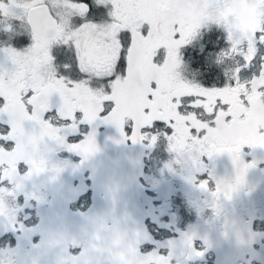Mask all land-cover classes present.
<instances>
[{
    "label": "rangeland",
    "instance_id": "rangeland-1",
    "mask_svg": "<svg viewBox=\"0 0 264 264\" xmlns=\"http://www.w3.org/2000/svg\"><path fill=\"white\" fill-rule=\"evenodd\" d=\"M98 1L110 5L107 9L109 14H104L102 7H99L96 12L98 21L83 19L87 14L86 6L78 1H0V33L8 30L7 22L12 19L18 24L19 21H26L25 11L35 3L48 4L58 25L55 37L42 39L30 36V43L22 50L0 43V94L4 98L6 113L12 118L8 124L12 125L13 130L6 132L5 136L0 134V138L6 142L13 139L17 142L16 138L19 137V143L12 144V149L0 147V227L9 230L12 224L10 218L18 220V223L23 218L21 233L24 240H29L36 232H33L35 224L31 225L28 221L31 214L41 216L39 224L42 230L39 232L42 233L45 223L55 216L60 232L56 238L59 245L67 248V244H76L81 249V241L86 245L85 263L87 258L90 264L100 261L102 255L97 257L98 247L101 248L100 244L104 243L109 230V227L105 230L106 222L115 214L109 212L111 203L102 195L106 188L105 180L102 183L96 180V184L94 181L91 185L94 198L90 206L92 210L87 208L80 211L81 214L72 215L73 209L69 207L75 201L78 191L72 188L70 175L74 166L77 167L85 158L91 157L90 153L96 155L104 151L101 162L104 164V175L112 177V182L117 184L122 170L118 162L119 153L114 150L118 146L113 147L110 141L105 142L108 146L105 149L101 146V133L96 129L101 121L97 117L96 108L105 104L101 101L103 99L115 98V103H119L126 81L132 82L139 76L141 87L149 83L154 88L142 91V95L149 94L148 101L139 95L141 90H138V94L135 91L133 98L140 100L134 111V120L139 125L136 128L139 129L136 134L132 132L126 135L130 139L128 147L129 152L132 150V161L125 165L126 170L122 176L126 180L123 179L121 185L128 190L127 196L130 198L126 214L133 213L130 215L129 226L133 232V246H138L136 238L141 233L137 224L141 216L139 209L142 207L137 206L138 197L141 196L143 202L145 198L148 202L154 201L153 205L148 204L149 211L153 210L151 221L160 224L165 218L166 223L160 226L168 227L176 222V216L169 205L171 195L185 194V200L195 214L193 222L173 239L155 241L156 248L145 253L146 258H154L161 264H204L209 250H213L214 264H239L242 254L246 252L264 264V227L258 230L251 226L254 220L259 221L258 225L264 224V104L255 90L245 91L238 84L209 90L187 83L179 73L181 63L178 52L179 47L199 27L215 22L225 29L232 47L238 53L250 57L253 52L250 47L252 36L262 28L264 0ZM108 16L111 18L109 23L106 22ZM125 30L130 33L126 45L123 44L125 36L120 39L121 32ZM147 33L156 34V39L148 40L143 53H139L135 61L136 65H133L130 57L143 44L144 38H150L144 36ZM63 43L72 46L76 60L75 68L70 69L67 76L81 75L84 78L93 73V78L86 80L93 83L91 90L86 89L88 87L84 81L73 83L71 89L73 84L55 76L57 74L51 66L55 55L52 46ZM121 53L125 55L122 72L116 71ZM128 66L133 73H130ZM67 91L75 94L66 98V101L72 103H81L79 97L87 95L89 106L86 109L91 108L94 112L89 113L87 110L81 120L89 122V127L82 125L76 129L77 124L72 125L73 131L83 133V137L72 141L67 138L61 143L58 139L52 143L49 137L45 139L46 135L40 130L31 127L32 124H36V127L46 125L54 135L52 140L60 135V130L51 121L44 122L37 115L33 100L38 93L45 100L53 101V98L60 95L66 96ZM184 95L197 96L191 106L201 108L205 114L204 119L196 117L192 112L184 117L177 115L179 99ZM61 105L64 109L72 108L71 103ZM155 120L163 122L170 129L169 134L146 130ZM32 137L34 145L35 139L37 142L44 139L39 144L41 150L37 157L34 156L37 147L31 143ZM161 139L165 140L168 157L160 161L158 167V164H152L149 157ZM50 144L56 146L53 145L54 151L48 154ZM60 145L62 155L58 160L64 159L61 165L54 161ZM133 156L137 157L138 163ZM20 159L26 161V176L21 174L18 167ZM33 164L34 167L36 164L46 168L45 173L28 177L29 168L31 170ZM95 165V169L99 167ZM63 166L65 169L61 175ZM134 173L143 174L145 179L138 185V191L133 185L136 183ZM61 176L66 178L61 180ZM27 186L30 193L25 196H32L37 202H29V209L21 207L26 198L20 192ZM75 187L80 189L79 186ZM147 187L152 189L150 196L143 193ZM17 193L20 202L14 205L11 198ZM132 200L135 208L131 206ZM84 232L89 238L87 244L82 238ZM21 233H18L17 238ZM76 255L71 254L72 262L68 264L74 262ZM69 256L68 253L66 258L63 254H55V260L51 257L47 259L48 255H45L40 260V255L35 252L34 260L33 256L26 259L31 262L29 264H64V258L66 260ZM9 260L4 259L3 263ZM122 261V264H130L131 259L129 261L125 257Z\"/></svg>",
    "mask_w": 264,
    "mask_h": 264
},
{
    "label": "trees",
    "instance_id": "trees-1",
    "mask_svg": "<svg viewBox=\"0 0 264 264\" xmlns=\"http://www.w3.org/2000/svg\"><path fill=\"white\" fill-rule=\"evenodd\" d=\"M1 2H5V0H0ZM32 1V0H29ZM72 1H78L79 3H83L86 5V15L83 17L85 20H95L98 21V15L96 12L99 10V7H102L104 10V14H109L107 12V9L110 5L108 4H102L98 0H72ZM264 16V13H263ZM110 17L108 16L107 20ZM79 20V19H78ZM26 21L20 23H17L16 20L12 19L9 22H7L8 30H4L2 33H0V43L11 45L12 47L16 49L22 50L23 47L30 43V30L27 27ZM78 23V22H77ZM4 26V25H3ZM261 29L259 31H256L252 38V47L253 52L250 57H246V55L243 53H238L232 45L231 40L228 39L227 33L225 29L220 24H217L215 22H209L207 25L201 26L197 29V31L194 33V35L187 40L186 43H183L179 47V57H180V74L181 77L186 81L187 83L194 84L198 86L199 88L202 87L204 89H222L223 87H231L232 85L238 84L241 89H244L245 91H251L255 90V92L258 93L260 101L264 104V18L261 25ZM1 29V28H0ZM132 34V33H131ZM165 35V34H164ZM123 44L126 45V42H129L130 33H128V30H125L121 32L120 39L124 38ZM144 36H149L150 38L146 39L144 38L143 44L139 46L135 51L139 53H143L145 46L149 42L153 40L155 36H157L154 33L150 34L147 33ZM156 39V37H155ZM130 45V44H128ZM54 48L53 53V67L55 69V72L58 75L62 76L63 78L75 82L84 81L89 77L88 74L83 77H80L81 75L77 76H67L70 69L75 68V57H74V50L72 46H66L63 44H57L55 46H52ZM154 48H151L153 50ZM150 50V51H151ZM135 52V53H136ZM156 54H158V51H156ZM121 57L117 62L116 71L120 70L122 72L123 69V62H124V56L122 53L120 54ZM155 59L157 61V56H155ZM154 59V60H155ZM123 69V70H122ZM122 74V73H121ZM138 90L146 91L147 89L150 90L152 87V84L149 85V83L143 85L141 87V83L137 86ZM142 98L146 99L148 101V93L146 95H142L140 93ZM197 96L195 95H184L181 96L178 103L177 108V115L186 116L190 112L194 113L196 117L204 119V113L201 108H193L191 106V102H193ZM174 99H178L175 98ZM144 102V101H143ZM145 103V102H144ZM9 114L6 113L5 110V104L4 100L0 95V134L2 136H5L6 132L9 133L10 131V125L8 124L9 121H12V118L8 116ZM138 125V124H137ZM139 126V125H138ZM145 128V127H144ZM145 130V129H144ZM146 130H149V132H162L169 134L170 129L166 128L163 125V122L161 121H153L151 124H149L146 128ZM24 132H27L26 130H23ZM27 134V133H26ZM29 134L27 135V137ZM19 140V137H18ZM0 147L4 148L5 150L12 149L11 142L10 141H4L0 138ZM108 147V146H107ZM106 148V147H105ZM152 154L149 157V160L152 162V164L156 163L158 164V167L160 165V161L167 159V153L165 151V140H159L158 144L154 147L152 150ZM101 152H99L100 154ZM129 153V159L128 162L132 161L131 152ZM95 158L94 161H92V165L94 167L95 164H102L104 156V151L100 154V158ZM134 157V156H133ZM137 161V157H134ZM138 163V161H137ZM136 163V164H137ZM139 165V164H138ZM134 166V164H132ZM18 167L21 171L25 170V164L23 162L18 163ZM88 173V172H87ZM86 173V174H87ZM140 173V172H139ZM134 173L133 176L134 183L133 185L136 188V190H139L138 185L140 182L145 181L144 175ZM92 174H88L87 176L91 179ZM96 179L98 182H103L105 180V186L104 192H102V195L107 197V200L111 203L109 212L113 211V216L108 219L106 222L107 228L109 227V230H107V234L104 240L103 244H100V247H98V253L97 257L101 256L100 261L95 264H122V258L123 260L125 257L130 261V264H161L159 261L155 260L154 258L152 260L146 258L144 255L145 253L152 252L154 248H156L157 244L155 241H163L166 239H173L175 236H177L178 232H182L187 228L186 226L190 224V222H193L195 214L192 211V208L187 204L185 200V194H172L169 199V205L171 208V212L176 216L174 225L167 226H160V224L166 223V219L164 218L160 224H158L155 221H151L150 215L153 214V210L149 211L148 204L155 203L154 201H149L147 198H145V202H143L141 196L138 197L139 205L142 206L140 210V219L137 222L139 227L141 228V233L137 234V241L138 246H133V239L132 235L133 232L131 229H129L130 226V215H133L131 213L130 215L126 214V211L129 208L130 204V198L128 199L127 193L128 190L125 189V187L122 184L123 176L121 175L120 171V179L117 181V184L115 182H112L110 185L108 183V180L110 179V176L104 175V171L101 172L100 165L97 167L96 171ZM94 181L95 178L93 177ZM93 184V181L91 180V185ZM96 184V183H95ZM90 186L88 190L83 191V195H78L77 199H75L74 202H72L71 214L79 213L80 211H84L87 208L92 210L90 208L91 203L93 202V188ZM152 192V189L145 188L143 191L145 196H150ZM24 195V193L22 194ZM141 199V200H140ZM20 202V201H19ZM131 206L134 207V201L132 200ZM92 207V206H91ZM135 208V207H134ZM55 212V211H53ZM256 214V213H254ZM32 215V219H31ZM30 219L28 220L30 224H35L33 232L36 231V228H40L42 230L41 225L39 224L41 217L31 214ZM39 217V219H38ZM165 217V216H164ZM48 221V220H47ZM255 229L261 230L264 227V224H259L258 220H254L251 222ZM39 224V225H38ZM105 224V225H106ZM39 230V231H40ZM182 230V231H181ZM4 229L0 227V243L4 242L6 239V234H4ZM38 231V230H37ZM40 233V237L38 238L39 241L42 239L44 242V251L37 250L35 248L36 246V238L30 237V241L23 240L22 246H23V253H20L21 259L20 264H29V258L33 256L35 252H37L40 255V260H42V257H45V255H48L49 259L50 257L52 259H57L55 257V254H63L66 258L67 253L70 254V256L65 260L64 258V264H68V262H72L71 260V254H77L74 262L70 264H87L85 263V247L86 245L81 244L80 246H70L67 242V248L64 246L59 245L58 241H56V238L60 235V232L58 231V221L55 218H52L50 222L48 221L45 223V227L43 229V233ZM57 231V232H56ZM32 232V233H33ZM43 234V235H42ZM35 235V234H34ZM29 237V236H28ZM85 243H88L89 238L86 236L85 232L82 236ZM41 239V240H40ZM79 242V241H78ZM65 244V245H66ZM197 244V243H196ZM195 244V247L197 245ZM146 245H151L150 247ZM21 246V248H22ZM61 247H64V249H61ZM107 247V248H106ZM35 248V249H34ZM80 249L77 251V249ZM33 249V250H32ZM35 250V251H34ZM21 251V249L19 250ZM208 256L206 257V261H204V264H214V252L213 250H209ZM28 258V259H26ZM45 258V260H47ZM80 259L83 261H80ZM144 259V260H143ZM146 259V260H145ZM62 260V259H60ZM217 262V261H216ZM31 263V262H30ZM58 264V263H57ZM90 264V263H88ZM239 264H260L257 260H255L252 256H248V253L242 254V258L239 261Z\"/></svg>",
    "mask_w": 264,
    "mask_h": 264
},
{
    "label": "flooded vegetation",
    "instance_id": "flooded-vegetation-1",
    "mask_svg": "<svg viewBox=\"0 0 264 264\" xmlns=\"http://www.w3.org/2000/svg\"><path fill=\"white\" fill-rule=\"evenodd\" d=\"M83 4V3H82ZM85 5V4H84ZM86 6V5H85ZM87 10V8H86ZM111 18H109L106 22L109 23ZM95 21V20H93ZM136 54V56H135ZM133 53L130 57V61L133 62V65H136V60L139 57V52ZM117 65V64H116ZM127 67V66H126ZM128 70H130V73L133 71L131 70V67L129 69L128 66ZM93 73H91L89 78H93ZM57 78H62V76L60 75H55ZM137 78V80H136ZM135 78V80H133L132 82L126 81L125 85H124V90L122 93V96L120 99L119 103H115L114 100H116L115 98L112 99H103L101 100L102 102L104 101L105 104L103 103V105H101L100 107H97L96 110L98 112L97 117L100 118V124L96 127V129H98V131L101 133L100 136V140L102 141L103 145H101L104 149L105 147H107V141H110L113 144V147L118 146V149H114L115 151L117 150L119 153V164L122 167L121 170V175L122 173L126 170V166H127V162L129 159V150L130 148L129 143H130V139L126 137L127 133H132L134 132L136 134L137 129H139V127L136 128L137 124L136 121L134 120V111L136 110V108L138 107V103H140L139 98H133V95L136 91V93L138 94V85L140 84V78L139 76H137ZM86 80H88L87 76L86 79L84 80V83L86 85V89L91 90L90 86H92L93 83H89L88 81L86 82ZM65 82L69 81L67 79H64ZM80 82H77L76 84H78ZM151 83V82H150ZM73 84V83H71ZM150 85V84H149ZM74 84L72 85L71 89H73ZM108 88V87H107ZM76 91V89H74ZM73 91L70 92H65L66 96L60 95L57 98H53V101H47L45 100L42 95L41 97H39L38 99H34L33 102L35 103L34 107L35 110L37 111V115L42 118L44 120V122H52L53 126L55 125V127H57L60 132H59V136L57 139L52 140V138L54 139V135L48 131L46 125L42 124V127H36V124H32V129L33 130H40V132H42V134L45 136V139H47V137H49V141L52 143H55L58 139L59 142L61 143V141L64 140H68L72 141V140H76L77 138H81L83 137V133L77 134L73 131V126L75 123L76 125V129L79 128V126L81 127L82 125H85V127H89V122L86 121L85 122H81L84 114H86L87 110L86 106H89L87 104V100L86 96H80L79 99L81 100V103L78 101H74L73 103L71 101H66V98L69 99L70 95L75 96V94H72ZM141 93H142V89H141ZM58 102V103H56ZM62 103H64L66 106L69 105L70 103L72 104V108L67 107L66 109H64V107L61 105ZM94 103V102H93ZM107 103V104H106ZM39 104V106H38ZM74 104V105H73ZM89 113L94 112L93 109L89 108ZM105 122H104V121ZM67 124V125H66ZM64 125V126H62ZM29 127V124L27 126V128ZM10 131L11 127H10ZM9 131V132H10ZM84 132V131H83ZM34 135V134H33ZM51 135V136H50ZM35 136V135H34ZM33 136V137H34ZM33 137L31 139V143L33 144ZM36 137V136H35ZM17 142L13 139V141L11 140L12 144H16L19 143L18 141V136L16 138ZM44 139H41L39 142H37V139H35V145L37 147V152H35V157L38 156L39 151L41 150V148L39 147V144H41L43 142ZM27 141V139H26ZM120 143V145H118ZM122 143V145H121ZM11 144V145H12ZM58 144V143H57ZM89 144V143H88ZM99 144V143H98ZM21 145V143H20ZM54 144H50V148L47 151L48 154H50L51 152L54 151V147L56 145H54V147H52ZM26 146V144H25ZM29 146H31V144L29 143ZM33 146V147H34ZM32 147V146H31ZM61 147L62 145L59 146L58 151L55 153L56 157L54 158L55 164L59 163L60 165L62 164V162H64V159L62 160H58V157H61L62 154L61 153ZM136 148V147H135ZM87 149V148H86ZM112 149V150H113ZM132 151V150H131ZM130 151V152H131ZM32 154V153H31ZM91 157L89 159L85 158L82 161V164L80 165H76L77 167L74 166V169L70 175V183L72 188L74 187L78 192V195H81L84 191L88 190L89 187L91 186V180L93 181L94 184V179L95 178V183H96V171L97 168L95 169L94 165H92V161H94V159H97V155L90 153ZM33 155V154H32ZM98 158H100V154H98ZM78 159H81L80 156H78ZM28 161V160H27ZM138 161V159H137ZM19 162H23V164L26 165V161H23L22 159L19 160ZM18 163V162H16ZM100 165V170L105 171V169L103 168L102 164ZM126 165V166H125ZM26 167V166H25ZM28 167V165H27ZM29 168V167H28ZM31 170L29 168L30 174L28 177H34V176H40L41 174L45 173L46 168L44 167H39L38 165L34 164L31 166ZM65 169V166L62 167V172L61 175L63 174V171ZM88 172V173H87ZM87 173V174H86ZM92 174L91 175V179L87 176L88 174ZM21 174H23V176L27 175V171H22ZM63 178L66 177H62L61 176V180H63ZM123 179H125V177L123 176ZM112 180L113 178L110 177V179L108 180V183L111 185L112 184ZM126 180V179H125ZM82 181V182H81ZM47 185H45L44 187H46ZM75 186H79L80 189L76 188ZM27 186L26 188H23V190H21V194H23L24 190L25 193L24 195H22V197L26 198V202H22L21 207L22 208H30V203H34L36 204V200L34 197L31 196L30 197H26L25 194H29L30 190H28ZM49 187V186H48ZM19 193H17L16 196H13L12 201H14V205L19 204ZM76 196V199H77ZM30 202V203H29ZM20 214H21V210L19 209V218H20ZM41 217V216H40ZM22 219V220H21ZM11 220V228L9 230L4 229V234H6V239L4 242L0 243V264H4V259L7 261V259L9 258L10 260L5 263V264H20V259H21V255L20 253H23V236L21 233V227L20 224L21 222H24L23 218H20L19 223L18 220L15 221V219L10 218ZM14 223V225H13ZM17 227V228H16ZM40 230V228H36V232L35 235L31 236L32 239L36 238V246L35 248H37V250L40 251H44V242L42 239L41 241L38 240V238L40 237V233H38V231ZM21 233L20 237L17 238L18 233ZM22 246V248H21ZM21 249V251H19ZM35 251V250H34ZM4 258V259H3Z\"/></svg>",
    "mask_w": 264,
    "mask_h": 264
},
{
    "label": "water",
    "instance_id": "water-1",
    "mask_svg": "<svg viewBox=\"0 0 264 264\" xmlns=\"http://www.w3.org/2000/svg\"><path fill=\"white\" fill-rule=\"evenodd\" d=\"M26 23L34 36L45 38L56 34V20L50 13L47 4H36L25 12Z\"/></svg>",
    "mask_w": 264,
    "mask_h": 264
},
{
    "label": "snow or ice",
    "instance_id": "snow-or-ice-1",
    "mask_svg": "<svg viewBox=\"0 0 264 264\" xmlns=\"http://www.w3.org/2000/svg\"><path fill=\"white\" fill-rule=\"evenodd\" d=\"M84 193H82L81 195H83ZM146 246H148V247H150L151 245H146Z\"/></svg>",
    "mask_w": 264,
    "mask_h": 264
}]
</instances>
